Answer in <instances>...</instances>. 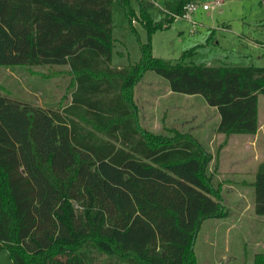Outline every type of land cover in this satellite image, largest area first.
Returning a JSON list of instances; mask_svg holds the SVG:
<instances>
[{
  "label": "trees",
  "instance_id": "1",
  "mask_svg": "<svg viewBox=\"0 0 264 264\" xmlns=\"http://www.w3.org/2000/svg\"><path fill=\"white\" fill-rule=\"evenodd\" d=\"M115 0H0V65H67L70 102L46 107L0 92V249L13 264H198L202 222L226 213L213 155L176 128L143 127L134 89L148 71L171 91L215 107L218 132L255 134L264 66L196 64L158 57L154 34L187 3L167 1L147 30L141 59L113 66ZM255 211L264 215V161L256 169ZM254 264H264L258 252Z\"/></svg>",
  "mask_w": 264,
  "mask_h": 264
},
{
  "label": "rangeland",
  "instance_id": "2",
  "mask_svg": "<svg viewBox=\"0 0 264 264\" xmlns=\"http://www.w3.org/2000/svg\"><path fill=\"white\" fill-rule=\"evenodd\" d=\"M139 13L140 0H130ZM155 20L165 16L167 1L150 0ZM215 3L216 0H195ZM216 8L202 5L192 20L176 18L168 28L153 36L158 57L196 64L264 66V0H220ZM128 17L118 0L113 3V63L129 65L141 59V43L147 30L134 16ZM73 76L67 65H0V92L13 99L46 107H64L70 102ZM134 101L143 127L157 134L169 128L191 134L213 155L211 171L220 186L226 211L223 217L205 219L195 244L198 264H254L256 253L264 252V215L255 211L256 166L264 161V94L259 100L260 127L253 135L219 133V114L203 96L171 92L169 82L148 71L134 89ZM257 136V138H256ZM233 146H240L239 148ZM0 264H13L0 249Z\"/></svg>",
  "mask_w": 264,
  "mask_h": 264
},
{
  "label": "built area",
  "instance_id": "3",
  "mask_svg": "<svg viewBox=\"0 0 264 264\" xmlns=\"http://www.w3.org/2000/svg\"><path fill=\"white\" fill-rule=\"evenodd\" d=\"M218 4H221L220 0H216V2L214 4L213 3L211 4V3H200L197 1H191V2L187 3V5L185 6V11L182 15H179V14H173V15L176 18H183L185 20L191 21L192 20V14L198 9V7L200 5H202L204 10H210V9L216 8V6ZM165 11H166V9H165Z\"/></svg>",
  "mask_w": 264,
  "mask_h": 264
},
{
  "label": "crops",
  "instance_id": "4",
  "mask_svg": "<svg viewBox=\"0 0 264 264\" xmlns=\"http://www.w3.org/2000/svg\"><path fill=\"white\" fill-rule=\"evenodd\" d=\"M178 19V18H177ZM112 64H113V66H116V67H122V66H120V65H115L113 62H112ZM170 91H171V89H170ZM171 92H173V91H171ZM197 96V95H196ZM213 108H215V107H213ZM216 109V108H215ZM259 112H260V108H259ZM219 120H220V117H219ZM259 122H260V117H259ZM218 124H219V122H218ZM258 133V132H257ZM223 134V133H222ZM225 135V134H224ZM241 136V135H253V134H232V135H230V136H228V137H231V136ZM256 138H257V136H256ZM234 148L235 147H237V148H239L240 146H233ZM258 166V165H257ZM257 166H256V169H257ZM256 173V172H255Z\"/></svg>",
  "mask_w": 264,
  "mask_h": 264
}]
</instances>
